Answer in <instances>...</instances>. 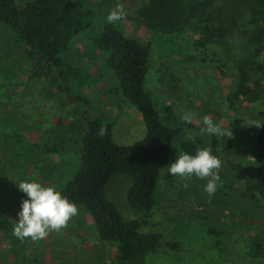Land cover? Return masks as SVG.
I'll return each instance as SVG.
<instances>
[{"label":"rangeland","instance_id":"374dc122","mask_svg":"<svg viewBox=\"0 0 264 264\" xmlns=\"http://www.w3.org/2000/svg\"><path fill=\"white\" fill-rule=\"evenodd\" d=\"M150 1L81 0L91 26L72 38L63 57L66 69L78 71L70 86L65 85L73 101L53 84V73L32 75V66L42 60L30 59L24 43L0 24V204L15 226L20 204L27 199L17 187L21 181L54 186L60 192L72 177L80 165L86 126L75 127L81 125L83 109L77 96L87 101L90 120L111 126L114 143L131 145L144 137L140 112L122 95L94 43L106 17L122 5L126 17L112 24L141 44L149 42L145 86L161 121L181 129L198 148L211 147L221 161L212 197L204 191L207 180L174 177L167 173L168 166L160 169L154 205L147 224L139 229L159 234L160 245L140 264H264V252L253 246L260 248L257 236L264 239V217L239 196L244 182L233 167L242 163L255 177L260 168L264 174L255 156L258 128L252 126L264 121V48L247 43L253 27L236 0H212L207 22L198 19L173 33L145 26L138 11ZM189 112L193 122H181ZM204 115L231 130L232 137L199 134ZM193 134L195 139H189ZM129 186L128 177L116 175L104 196L123 219H139L126 200ZM77 207L79 214L67 228L43 240L26 239L27 250L0 233V264H35L29 252L44 264H119L115 243L100 240L88 211ZM211 228L215 234L209 233ZM167 243L179 247L171 249Z\"/></svg>","mask_w":264,"mask_h":264},{"label":"trees","instance_id":"16d2710c","mask_svg":"<svg viewBox=\"0 0 264 264\" xmlns=\"http://www.w3.org/2000/svg\"><path fill=\"white\" fill-rule=\"evenodd\" d=\"M212 3V0H151L138 15L151 31L173 33L198 19L207 22ZM236 5L246 11L248 23L253 27L247 43L264 48V0H236ZM0 24L9 27L24 43L30 59L37 61V57H43L32 66V75H40L43 70L48 71L49 77L53 73V84L60 92H66L65 85L78 77V71L66 69L63 57L72 38L91 26L90 13L83 9L81 0H0ZM94 43L105 65L113 72L122 95L140 112L146 133L131 145L114 143L111 126L90 120L87 101L77 96L83 109L79 110L81 125L75 124V127L80 130L86 124L80 165L60 192L88 211L100 240L115 243L119 264H140L147 253L160 245L159 234L139 232L140 227L147 224L154 205L159 171L175 162L179 153L194 155L198 147L184 138L181 129L161 121L152 93L146 89L149 42L141 44L125 35L118 26L106 23ZM259 124L264 125V121ZM101 126L107 131L103 137L98 135ZM211 145L214 149V138ZM255 156L258 164L264 166V127L258 128L255 136ZM233 167L236 177L244 182L239 196L259 209L264 217L262 169H258L259 177H255L242 163ZM116 175L130 179L126 200L139 219H123L113 203L105 198V187ZM0 210V233L27 250L25 240L13 235L15 226L6 217L2 204ZM208 231L215 234L212 228ZM257 239L260 248L258 244L253 245L254 248L264 252V239L259 236ZM166 246L179 247L177 243ZM29 255L35 264H44L35 254L29 252Z\"/></svg>","mask_w":264,"mask_h":264},{"label":"clouds","instance_id":"9594fccd","mask_svg":"<svg viewBox=\"0 0 264 264\" xmlns=\"http://www.w3.org/2000/svg\"><path fill=\"white\" fill-rule=\"evenodd\" d=\"M126 15L123 6H118L117 10L109 13L106 22L115 23L123 20ZM193 118L192 113H185L181 117V122L191 124ZM252 126L264 127L258 123H254ZM203 133L232 137L231 130H223L220 125L213 122L210 115H204L202 118L199 134ZM106 134V128L101 126L98 135L103 137ZM195 135L193 134L189 139L194 140ZM220 168L221 161L213 154L211 147L197 148L194 155L182 153L176 157L175 162L167 167V173L174 177L195 176L201 180H207L204 191L209 197H212L217 191L218 182H220ZM17 187L27 197L20 204L21 211L18 213V222L15 223L13 229V235L19 240H43L49 233L60 232L67 228L68 223L79 214L77 205L70 202L54 186H45L36 181H21Z\"/></svg>","mask_w":264,"mask_h":264},{"label":"water","instance_id":"95a60500","mask_svg":"<svg viewBox=\"0 0 264 264\" xmlns=\"http://www.w3.org/2000/svg\"><path fill=\"white\" fill-rule=\"evenodd\" d=\"M37 59H38V60H42L43 57H42V56H39V57H37ZM46 64H47V62H44V65H46ZM68 90H69V88L67 87V88H66V93H67V95H68V98H69L71 101H73V100L75 99V97L69 95ZM79 125H80V124H79Z\"/></svg>","mask_w":264,"mask_h":264}]
</instances>
